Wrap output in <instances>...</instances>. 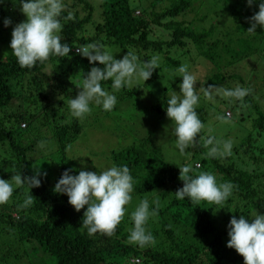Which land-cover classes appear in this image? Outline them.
Segmentation results:
<instances>
[{
  "label": "trees",
  "instance_id": "16d2710c",
  "mask_svg": "<svg viewBox=\"0 0 264 264\" xmlns=\"http://www.w3.org/2000/svg\"><path fill=\"white\" fill-rule=\"evenodd\" d=\"M141 1L72 0V10L66 8L60 17L61 42L71 48L67 57L52 56L31 69L21 68L12 54L0 59V150L4 153L0 179L7 180L18 173L22 177L34 175V160L42 166L41 172L47 173L37 176L40 187L30 189L32 206L20 207L27 185H13L9 202L0 205V264H244L242 256L226 244L227 226L233 216L239 219L242 215L251 221L252 213L264 214V108L252 101L247 115H252L250 128L232 146V155L207 157L208 149L201 137L214 135L205 129L197 137L196 146L188 149L192 155H201L194 167L206 168L205 172L213 174L218 184L234 185L232 195L223 205L193 204L187 197L178 200L175 192L183 187L178 179L179 168L185 164L177 166L165 161L157 146L132 142L108 152L112 166L129 168L132 196L154 190L163 193L165 188L172 193L159 205L158 215L150 216L146 222L154 245L140 248L129 244L134 225L126 216L115 235H88L82 226L86 207L77 212L69 205L67 195L54 191L65 170L71 169L70 175L80 171V165L73 168L75 159L68 157L67 148L76 141L81 126L77 119L60 123L62 98H67L69 91H80L82 78L92 67H103L98 62L90 64L86 57L77 54L76 47L100 43L118 47L123 55L129 51L156 52L164 54L172 67L180 66V57L187 51L196 50L216 64L215 70L206 76L204 88L230 83L245 88L247 83L252 90L258 87L264 91V29L257 26L256 33L247 32L248 18L258 12L261 0H255L251 6L247 0H210L214 7L212 17L205 11L195 12L191 19L185 15L195 11V0H152L149 6ZM201 3L206 8L211 5L208 0ZM155 5L160 9L154 10ZM8 7V3H0V23ZM69 11L75 19L66 21L64 17ZM176 48L187 51L172 57ZM250 57L256 63L249 67L254 75L250 69L246 72L243 65ZM257 68L262 74L255 79ZM101 85H112V81H102ZM121 89L125 97L137 93L139 86ZM164 91V96L150 106L163 116L170 99L167 88ZM196 111L202 123H206L207 109L201 107ZM227 113L232 112L225 110L223 115ZM238 116L242 120L247 117L243 111ZM33 119H42L40 129L49 126L55 145V150L42 159L31 155L40 145L28 131ZM149 205L150 211L156 207L152 200Z\"/></svg>",
  "mask_w": 264,
  "mask_h": 264
},
{
  "label": "clouds",
  "instance_id": "9594fccd",
  "mask_svg": "<svg viewBox=\"0 0 264 264\" xmlns=\"http://www.w3.org/2000/svg\"><path fill=\"white\" fill-rule=\"evenodd\" d=\"M3 0H0L2 3ZM255 0H247L251 6ZM20 11L25 20L16 24L11 32L10 49L21 68H33L37 62L44 64L52 56L67 57L71 51L67 43H62L63 25L60 17L65 10L63 0H19ZM258 12L248 18L250 27L248 33H256L259 26L264 29V0L258 5ZM74 13L69 11L64 20H74ZM4 26L8 27L12 21L5 18ZM77 54L86 57L90 64L98 62L103 67H92L86 76L82 78L80 91L74 99L69 100V109L72 117L83 120L90 114V104L94 102L102 106L104 111L113 110L117 98L102 88V81H112V88L119 91L122 87L131 86L134 77L147 81L154 69L159 67L157 58L144 61L142 64L138 57L131 51L116 59L112 54L104 50L100 43H88L76 47ZM178 72L182 74V82L179 85L181 95L175 93L167 101L166 116L174 124L176 147L183 155L185 150L195 147L197 137L205 125L200 120L196 107L199 96L196 93V77L189 73L188 65L183 64ZM206 100H213L215 95L240 101V107H247L243 103L244 98L251 93L250 88L237 85L232 89L209 85L201 89ZM221 123H229L231 114L217 116ZM24 126V124L22 125ZM209 131L211 129L209 128ZM204 147L208 149L206 155L209 158L226 157L232 155L231 141H220L214 136L201 137ZM71 149L68 145L67 150ZM83 164V161H81ZM71 169L65 170L54 186L58 194H65L68 203L79 212L86 207L83 213L82 226L87 229L88 235L101 234L105 236L115 235L117 226L124 219L126 205L132 200L133 177L127 166L111 168L97 174L92 171H79L78 175H70ZM35 174L23 176L21 173L12 175L10 179H0V205L7 204L13 195V185L23 187L25 199L22 208L33 205V196L29 194L31 188L40 187L41 181L37 176H46L39 166L34 168ZM191 165L179 168V179L183 187L177 189L175 196L178 200L189 198L193 204L206 202L208 204L223 205L232 195L234 185L231 182L218 184L216 177L209 172H200L193 175ZM150 211L147 198L140 201L139 205L131 213L133 228L128 237L129 244L144 248L154 245L155 239L146 231L145 225L150 216L158 215L159 202ZM229 237L226 247L234 249L243 258L244 264H264V214L258 213L249 221L244 216L237 219L233 216L228 223ZM136 260L135 262H137Z\"/></svg>",
  "mask_w": 264,
  "mask_h": 264
},
{
  "label": "rangeland",
  "instance_id": "374dc122",
  "mask_svg": "<svg viewBox=\"0 0 264 264\" xmlns=\"http://www.w3.org/2000/svg\"><path fill=\"white\" fill-rule=\"evenodd\" d=\"M9 4L6 12L3 14L0 23V59L10 56L11 49L9 47L11 40V32L15 23H20L25 20V16L20 11L19 0H3ZM106 0H101L104 2ZM152 0H142L140 3L149 6ZM205 1V0H203ZM210 3L211 1L208 0ZM165 2V1H164ZM202 0H195V11L189 12L185 15L186 19H191L196 16L195 12L204 13L211 16L213 14V5H208V8L204 7L201 3ZM66 8L72 10V0H63ZM68 6V7H67ZM158 5L153 7L154 10H159ZM212 7V9H211ZM207 9V10H205ZM139 13V10L137 11ZM200 16V15H199ZM212 17V16H211ZM10 18L12 23L8 26H4V19ZM104 50L109 54H112L114 58L121 59L123 53H120V49L116 46H104ZM187 51V49L176 48L174 52H171V56L175 57L180 52ZM138 61L142 64L144 61L151 60L153 57L157 58L159 67L153 70L152 76L143 81L138 77H134L133 83L130 86H139L137 93L130 96L123 97L122 89L115 91L112 85H105L103 89L109 94H113L117 98V103L111 111H104L102 106H97L93 103L90 104L92 109L91 113L86 115L83 120L74 118L70 114L69 106H65V103L70 99H74L77 92L71 94V91L66 95L67 98H62L63 106L59 108L58 113L62 116L61 122H70L72 119H77L80 124V134L76 141L71 144V149L67 150L68 157L75 159L72 161L75 166L80 165V171H94L99 173L112 167V164L107 157L108 152L117 147H122L132 142H136L139 145L142 142L145 147H149V143L153 146H157L162 152V156L165 161L181 166L185 164L191 165L193 168V175H197L200 172L207 171L206 168L194 167L195 162L200 160L198 153L192 155V153L186 149L185 154H181L176 147V137L174 134V124L167 118L166 115H159L157 112L150 109V106L157 102L164 96V89L167 88L166 94L171 98L175 93L180 96L179 85L182 82V74L178 72L181 65L187 64L190 74L196 77V93L199 96V103L196 109L205 108L208 111V120L204 123V129L210 135H214L217 140L231 141L232 146L237 143L243 136H245L250 128L251 117L247 116L251 112V101L258 108H264V91L261 88L256 87L254 90L250 86L245 85V88H250L251 94L244 98L243 103L247 105L245 108L240 107V101L228 98H223L220 95H215L213 100H206L201 89L204 88V84L207 81V77L215 70L216 64L212 63L209 59L196 52V50L187 51L180 57V66L172 67L168 65L164 59V54L154 52H133ZM256 65L254 58L250 57L249 62H245L243 65L245 71L251 70L250 64ZM247 63V64H246ZM262 68V67H259ZM256 72L258 77L262 72L257 68ZM251 75L256 74L251 70ZM207 76V77H206ZM254 77V76H252ZM252 77H250V84L253 83ZM129 87V86H128ZM222 87L225 89L235 88L236 85L230 83L224 84ZM17 104V102H16ZM67 104V103H66ZM225 110H230L232 113L229 123H221L216 119L217 116H223ZM243 111L246 119H239V112ZM32 113H35L33 111ZM42 119H36L30 123L28 127L29 133L35 137L40 145L35 147V152H32V156L36 158L39 155L40 158H44L50 155L55 150L54 141L52 139L49 126L43 125L40 129V123ZM23 124H21L22 126ZM209 128L211 131H209ZM142 140V141H141ZM4 157V153L0 150V160ZM83 161V164L81 163ZM39 166L40 171L42 166L38 165L37 160H34L33 168ZM179 179V177H178ZM180 180V179H179ZM172 193L167 192V188L161 193L158 190L143 193L142 195L134 194L131 202L126 205L125 216L131 218L132 211L139 205L140 201L147 198L148 201H158L159 205L163 204L169 195ZM254 213L251 214L254 217ZM1 241V240H0Z\"/></svg>",
  "mask_w": 264,
  "mask_h": 264
}]
</instances>
